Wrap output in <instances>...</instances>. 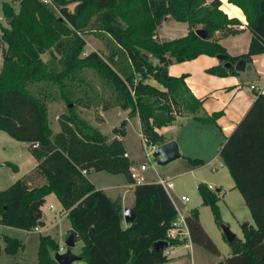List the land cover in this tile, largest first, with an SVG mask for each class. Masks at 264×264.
Here are the masks:
<instances>
[{
    "label": "trees",
    "instance_id": "trees-1",
    "mask_svg": "<svg viewBox=\"0 0 264 264\" xmlns=\"http://www.w3.org/2000/svg\"><path fill=\"white\" fill-rule=\"evenodd\" d=\"M227 1L242 11L250 33L247 52L237 56L229 55L219 39L238 34L241 30L235 26L240 22L221 10L219 0H53L55 9L41 0L3 3V17L10 23L1 27L0 35L5 45L0 68V131L29 143L37 165L0 191V225L29 232L43 227L41 208L46 197L54 194L67 211L69 234L82 243L78 256L83 264H166L165 252L186 241L167 236L177 218L169 195L157 183L135 186L136 216L124 226L122 213L116 209L119 204L87 176L103 171L123 175L130 182L132 161L124 156L121 139L108 141L78 115L76 107L100 104L102 111L117 108L129 118L137 117L141 137L151 146L168 141L157 130L172 125L171 107L178 108L183 117L216 125L222 112L202 115V101L192 96L185 76H170L168 67L201 55H225L226 61L206 72L236 76L238 60L250 63L253 56L264 54V0ZM69 2L75 3L72 12L67 8ZM167 18L187 24V34L159 40L157 29ZM200 28L208 33V40L195 34ZM85 32L104 39L106 54L90 51L81 56L85 47L81 34ZM45 53L50 55L49 62L42 60ZM84 69L95 74L104 90L97 91L93 81L81 77ZM149 78L161 89L148 84ZM254 95L218 155L255 227L244 228L243 237L229 244L231 255L217 264H264V93ZM56 100L67 109L58 117L59 131L54 133L46 104ZM187 160L193 168L204 165L201 159ZM197 193L220 224L217 194L204 184H198ZM184 221L192 244L219 255L200 224L197 209H191ZM3 240L10 255L21 247L15 239ZM158 241L166 242L167 248L155 249ZM57 251L58 244L50 236H39L36 264H57L51 256Z\"/></svg>",
    "mask_w": 264,
    "mask_h": 264
},
{
    "label": "rangeland",
    "instance_id": "rangeland-1",
    "mask_svg": "<svg viewBox=\"0 0 264 264\" xmlns=\"http://www.w3.org/2000/svg\"><path fill=\"white\" fill-rule=\"evenodd\" d=\"M12 0H0V35L1 27H8L5 23L2 4L11 3ZM211 0H207L210 2ZM15 8L17 3H13ZM75 3L69 2L67 8L69 11L74 10ZM85 41L83 52L97 51L101 54H106V43L104 39L99 37L97 33L85 32L81 34ZM5 47L0 42V68L2 65V50ZM81 56H84L83 53ZM58 58V57H57ZM42 60L49 62L50 55L45 53L42 55ZM81 77L85 80L93 81L97 91H102L100 82L96 79L95 74L88 70H82ZM159 89L161 87L152 79L146 81ZM106 94L110 93L108 87L105 88ZM100 104L94 107H84L77 105L76 111L78 115L84 119L90 126L96 128L101 134L107 137L110 141L113 138L121 139L125 152L133 164L140 166L146 165L147 170L144 172L147 183H156L159 178L172 179L173 189L167 191V194L172 199L177 210V218L179 214L184 216L187 211L197 209L199 212V220L205 232L209 235L219 250V255L209 253L202 247L193 245V259H189V250L185 251L182 264H217L231 255V248L226 242L222 233L221 226H227L238 238L243 237V225L255 227L250 211L245 205V202L239 193L234 188V182L231 178L228 169L222 165L220 157H218L219 146L217 142L212 143L204 134L198 133L193 135L192 128H203L201 125L187 123L180 136V144L178 142V150L180 157L174 161L159 165L157 159L152 156L153 149L151 145H146L141 137L140 126L137 117L129 118L127 115L117 108L102 111ZM49 127L52 132L59 131L57 123L58 117L66 112L67 106L61 100L52 101L46 104ZM175 124L177 120L184 118L180 115L178 108H170ZM176 126H179L177 124ZM160 130V129H159ZM179 130V128H178ZM195 133V132H194ZM177 145V146H178ZM208 157H213V160H207ZM205 158H204V157ZM199 158L204 161V165L198 168H193L189 165L187 158ZM11 163L16 166V170L11 166L6 165ZM37 161L29 152V143L18 141L11 138L5 132L0 131V191L9 188L17 180L28 175L36 165ZM215 168V171L211 169ZM88 179L93 178L96 185L107 187H119L125 184L123 175H110L106 172H94L87 176ZM39 181H35V184ZM198 184H204L211 187L218 196L217 206L220 213L221 223L217 224L210 206L203 205L201 198L197 193ZM220 189L217 193L216 190ZM226 192L225 195H222ZM185 196L188 202L183 204L180 197ZM49 205H53V210L49 209ZM42 211L45 214V225L39 227V232H29L9 226L0 225V264H36L37 263V248L39 236L51 235L57 242L58 246H65L64 242L69 236L70 222L64 215V212L53 195L46 198L45 204L42 206ZM3 237H9L20 242L21 247L12 255L6 253L5 242ZM81 242H76L71 248L72 253L79 252ZM67 248L65 247V250ZM179 253V252H176ZM55 252L51 253L53 257ZM177 255V254H175ZM182 255V254H181ZM179 256V255H177ZM77 264V263H72Z\"/></svg>",
    "mask_w": 264,
    "mask_h": 264
},
{
    "label": "crops",
    "instance_id": "crops-1",
    "mask_svg": "<svg viewBox=\"0 0 264 264\" xmlns=\"http://www.w3.org/2000/svg\"><path fill=\"white\" fill-rule=\"evenodd\" d=\"M219 1L221 2V6H220L221 10L224 11L229 18H236L239 20L240 25L235 26V29L241 30L236 35H231L219 39V43L225 48L226 52L231 56L244 54L247 52L250 41V33L245 28L246 27L245 16L239 8L229 4L227 0H219ZM187 32H188L187 24L177 22L172 18H167L158 27L157 37L159 40H172L185 36ZM218 64L219 61L216 59V57L201 55L191 61H186L182 63H172L168 67V74L170 76L173 77L185 76V80H184L185 84L189 89L190 93L192 94V96L202 101V109H201L202 115L210 116L213 113L222 112V115L216 120V125L201 124L199 122L194 121L191 117H184L181 118L180 120H177L175 124L158 130V133L165 136L168 141L174 140L176 141L177 145L178 142L180 144V136L183 132L185 125L187 123H190L189 121H192L193 123H196L203 127V128H198V127L192 128V130L195 132V133L193 132V135L196 136L198 135V133L204 134L206 137L210 139L212 143L217 142V145L219 146L220 149L225 139L234 130L236 125L240 122V120L243 118V116L251 106L255 98L254 95L255 92L264 93V54L253 56L251 62L246 63L245 70L238 71L239 74L236 76L217 77L206 72L207 69L216 66ZM177 124H179L180 127L176 126ZM208 156L209 155H207L206 157L207 160L214 159L213 157L211 158ZM89 181L97 189L104 191L105 194L112 201L117 202L122 207V209L133 208V202H134L133 187H130L129 182L128 180H126V178H125L126 183L119 187L98 186L96 185L93 178H90ZM218 190L220 192V189ZM225 194L226 192H224L222 195ZM51 195H53L54 199L62 208L61 204L59 203L58 199L55 197L54 194H50L46 198H49V196ZM62 210L64 212V215L67 217V211H65L63 208ZM188 212L189 211L186 212L184 217L188 214ZM45 218H46L45 214L42 211V220L45 226V227L43 226L44 227L43 229L48 228L47 225H45L46 223ZM123 225L126 226L124 221H123ZM48 236H50L56 242V240L50 234ZM76 242H81V241H75V244ZM193 245L194 244H192L190 240L186 239L183 245L169 248L167 250V258L169 261L166 264H182L184 260L183 258L180 259V256H183V254L187 250H189V259H191L192 261ZM81 247H82V243H81ZM79 253L80 250L79 252H76L74 254L78 255ZM75 263L83 264V262L81 261H76Z\"/></svg>",
    "mask_w": 264,
    "mask_h": 264
},
{
    "label": "water",
    "instance_id": "water-1",
    "mask_svg": "<svg viewBox=\"0 0 264 264\" xmlns=\"http://www.w3.org/2000/svg\"><path fill=\"white\" fill-rule=\"evenodd\" d=\"M5 23L9 25L10 20L6 19ZM195 34L202 40H208L209 35L204 29H197L195 31ZM216 59L220 61H226L227 57L225 55H218L216 56ZM226 67L229 66V63L226 62L224 64ZM246 67V62L244 59L238 60L234 68L237 71H244ZM152 156L157 159V163L159 165H166L175 159H178L180 157V153L178 150V146L176 141L170 140L167 141L161 145H158L155 147ZM2 168V165L0 164V169ZM216 192L218 193L219 190L217 189ZM116 209L118 211H121L122 213V218L123 221L126 225L130 224L133 222L135 216H136V211L134 208H125L122 209L120 205L116 206ZM248 224L243 225L242 229L246 228ZM222 233L224 235V238L228 244L232 243L236 235L229 229L227 226H221ZM65 247L67 248L63 253H58L56 252L53 256V259L57 262V264H72L76 261H80V257L78 255H75L74 253L71 252V248L75 246V240H74V235L69 234L67 239L64 242ZM167 243L164 241H158L154 244V248L159 250V249H165L167 248Z\"/></svg>",
    "mask_w": 264,
    "mask_h": 264
},
{
    "label": "built area",
    "instance_id": "built-area-1",
    "mask_svg": "<svg viewBox=\"0 0 264 264\" xmlns=\"http://www.w3.org/2000/svg\"><path fill=\"white\" fill-rule=\"evenodd\" d=\"M41 1L44 4H47L55 9L53 5V0H41ZM83 55H86V52H84ZM155 147L156 146H152V149L154 150ZM124 156H127V154H125ZM146 170H147V167L144 164L137 166L132 163L129 166L128 174H129V179H130V182H129L130 187L134 188L137 185L145 184L148 182V180L146 179L144 175V172ZM211 170L215 171V168H212ZM156 183L161 185L166 192L173 189L174 187L172 179L159 178ZM208 188L211 189L210 186ZM180 201L183 203H186L188 202V198L185 196H181ZM49 209L53 210V205H49ZM179 215L180 217L175 219V221L173 222L172 228L167 232V236L169 238H177L180 240L183 238H186L187 240H189L188 230H187V227L184 221L185 217L182 216L181 214ZM33 232H39V227L34 228ZM64 251H65V246H58V251H57L58 253H63ZM165 256H167V251L165 252Z\"/></svg>",
    "mask_w": 264,
    "mask_h": 264
}]
</instances>
